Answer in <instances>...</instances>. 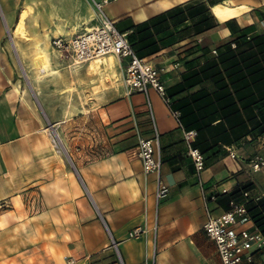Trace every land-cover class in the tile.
Instances as JSON below:
<instances>
[{"label":"crops","instance_id":"obj_1","mask_svg":"<svg viewBox=\"0 0 264 264\" xmlns=\"http://www.w3.org/2000/svg\"><path fill=\"white\" fill-rule=\"evenodd\" d=\"M235 1L216 3L227 15L223 21L207 0H109L103 7L136 55L161 69L168 108L153 88L128 93L124 61L115 55L116 78L90 62L73 68L68 56L53 51L54 38L68 40L99 24L91 0H0V187L6 179L58 194L61 203L45 207L62 211V227L75 228L74 256L85 250L98 264H222L202 229L199 179L218 195L209 204L216 214L228 194L245 186L264 199V168L251 170L255 156L264 157V0ZM244 35L259 39L238 42ZM233 41L236 50L229 49ZM36 48L47 53L43 68L32 65ZM61 93L62 123L72 103L82 115L85 100L107 136L100 149L85 148L81 160L67 152L73 167L65 156L61 167L49 138L48 126L61 122L51 99ZM154 126L168 188L159 203L156 176L144 174L136 156L137 133L150 138ZM191 130L189 145L204 156L200 174L187 155L184 132ZM61 171L62 192L53 188ZM40 237L50 264H65L66 236L53 249L51 237ZM254 264H264V252L254 254Z\"/></svg>","mask_w":264,"mask_h":264},{"label":"built area","instance_id":"obj_2","mask_svg":"<svg viewBox=\"0 0 264 264\" xmlns=\"http://www.w3.org/2000/svg\"><path fill=\"white\" fill-rule=\"evenodd\" d=\"M97 12L99 24L95 27L76 34L71 39L62 37L51 41L52 48L68 56L73 64L83 65L90 61L115 55L124 61L123 82L128 91L147 94L148 88H153L169 108L171 99L166 94V88L160 80L161 69L156 68L136 55L127 39V34L118 31L113 22L104 14L103 7L109 0H91ZM234 48L235 45L232 44ZM214 55L216 50H212ZM170 113L177 119L180 112L170 109ZM196 136L194 130L184 132V139L188 143L187 155L191 159L197 174L204 170V156L198 148L189 145ZM136 156L141 162L146 175L156 176L155 199L159 203L166 195L168 188L161 179L162 157L159 148V134L154 126L153 136L144 138L137 133ZM54 142V140H53ZM235 157L234 153H230ZM264 168V157L257 155L251 165L253 173L261 172ZM205 221L203 232L216 248L222 264H254V254L264 252V235L252 220L248 212V203L258 202L263 193L242 190L239 200L231 199L229 208L216 214L210 203L216 202L218 195L207 193L201 179L198 181ZM236 226H243L244 231L239 232Z\"/></svg>","mask_w":264,"mask_h":264},{"label":"rangeland","instance_id":"obj_3","mask_svg":"<svg viewBox=\"0 0 264 264\" xmlns=\"http://www.w3.org/2000/svg\"><path fill=\"white\" fill-rule=\"evenodd\" d=\"M7 42L11 43L9 37H7ZM20 69L18 67L21 75ZM22 79H25L23 74ZM23 84L27 85V82ZM51 101L53 102L51 110L55 108L53 117L61 122L56 128L50 129L48 126L49 138L55 154L61 160V167L62 156H65L63 148H66V152L71 153L75 159L81 160L85 148L100 149L102 144L107 141L104 127L95 116H92L91 108L85 106V100L82 102V115L78 112L76 104L72 103L71 114L63 123L62 93L52 98ZM58 148L62 152L58 153ZM85 155L88 156V153L86 152ZM66 162L71 165L68 159ZM58 174L59 178L54 181L56 183L53 188L62 192V171ZM12 185L5 179L3 186L0 187V264H50L47 255L50 254V249L43 246L40 235L46 236L48 239L51 237V249L55 245L62 246V237L66 236L68 248L64 257L65 264H98L100 259L91 258L85 250L74 256V253L71 252V247L74 244L69 241L72 238L69 236V232L71 229L75 232V228L62 227V211H47L46 205L61 203L62 200L58 194L54 195L51 191L38 188V186L32 188L31 184L30 186L20 184L17 187ZM30 187L35 190L34 193H28ZM9 189L10 192H8ZM40 216L43 219H38Z\"/></svg>","mask_w":264,"mask_h":264},{"label":"bare ground","instance_id":"obj_4","mask_svg":"<svg viewBox=\"0 0 264 264\" xmlns=\"http://www.w3.org/2000/svg\"><path fill=\"white\" fill-rule=\"evenodd\" d=\"M235 3L236 4H247V3H249V0H237V1H235ZM214 11H215V13H216V15H217V17L219 18V20L220 21H223L224 19H225V17L227 16V15H225V13H224V8L221 6V5H219V4H215V6H214ZM18 28H19V26H18ZM16 29V32H14V34H13V36H12V41H13V43H15V44H17L18 45V30L19 29ZM56 35V34H55ZM37 49V48H36ZM54 49V48H53ZM35 50V49H34ZM38 51H36V55L31 59V61H32V65H34L35 67H38V68H43V66H44V64H45V62H46V60H47V53L46 52H44L42 49H37ZM54 52H58V54L59 53H61V52H59V51H57V50H53ZM114 56V55H113ZM113 56H108L107 58H99V59H96V60H93V61H90V64H89V66L93 69V70H97V69H99L100 67H104V68H106V69H108L112 74H113V76H114V78H116L117 77V68L115 67V63H114V58H113ZM73 64V63H72ZM80 66H82L81 64L80 65H75V64H73L72 65V67L73 68H75V67H80ZM90 72V71H89ZM102 75V73H100V76ZM121 75V74H120ZM105 76V75H104ZM110 79V78H109ZM115 82V81H114ZM57 135V134H56ZM58 136V135H57ZM55 142V141H54ZM57 147H58V144L56 145ZM55 149V148H54ZM57 152L58 153H60V152H62L61 150H60V148H58L57 149Z\"/></svg>","mask_w":264,"mask_h":264},{"label":"trees","instance_id":"obj_5","mask_svg":"<svg viewBox=\"0 0 264 264\" xmlns=\"http://www.w3.org/2000/svg\"><path fill=\"white\" fill-rule=\"evenodd\" d=\"M209 4H216V3H220L224 0H207ZM128 39V37H127ZM238 42L240 43H244V42H253L257 39H259V37H255L253 39H250L249 37L241 36L240 38H238ZM129 41V39H128ZM129 43L131 44L132 48H133V44L132 41L130 40ZM232 44L235 45V47H232ZM238 48V43L236 41H233L229 44V49L230 50H236ZM242 190H249L252 194L255 193L254 189L250 186H245L239 189H236L234 191H232L230 194H228L227 196V204L225 206V210H227L229 208V201L231 199L234 200H239L240 196H241V192ZM248 212L252 217V220L254 221V223L256 224V226L259 228V230L262 232V234L264 235V199H261L258 202H249L248 203Z\"/></svg>","mask_w":264,"mask_h":264},{"label":"water","instance_id":"obj_6","mask_svg":"<svg viewBox=\"0 0 264 264\" xmlns=\"http://www.w3.org/2000/svg\"><path fill=\"white\" fill-rule=\"evenodd\" d=\"M51 128H53L52 125H51ZM53 130H54V129H53ZM53 132H54L55 136H57V135H56V132H55V131H53ZM57 137H58V136H57ZM63 151H64V154H65L66 158L68 159V161L70 162L71 166L73 167V165H72V161H71L70 157L68 156V154H67V152L65 151L64 148H63Z\"/></svg>","mask_w":264,"mask_h":264}]
</instances>
